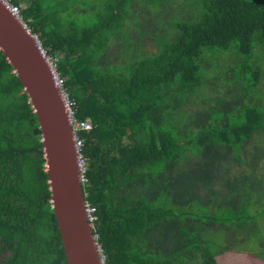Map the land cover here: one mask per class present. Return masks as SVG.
Segmentation results:
<instances>
[{
    "label": "trees",
    "instance_id": "16d2710c",
    "mask_svg": "<svg viewBox=\"0 0 264 264\" xmlns=\"http://www.w3.org/2000/svg\"><path fill=\"white\" fill-rule=\"evenodd\" d=\"M14 2L92 122L83 185L105 264H218L249 247L264 217V0ZM41 139L0 50V264H68Z\"/></svg>",
    "mask_w": 264,
    "mask_h": 264
},
{
    "label": "water",
    "instance_id": "95a60500",
    "mask_svg": "<svg viewBox=\"0 0 264 264\" xmlns=\"http://www.w3.org/2000/svg\"><path fill=\"white\" fill-rule=\"evenodd\" d=\"M0 50L29 95L40 124L51 202L68 264H104L86 208L72 124L54 64L33 34L0 1Z\"/></svg>",
    "mask_w": 264,
    "mask_h": 264
},
{
    "label": "built area",
    "instance_id": "2783aa9c",
    "mask_svg": "<svg viewBox=\"0 0 264 264\" xmlns=\"http://www.w3.org/2000/svg\"><path fill=\"white\" fill-rule=\"evenodd\" d=\"M4 6L16 17L18 18L22 24L32 32L30 25L28 24V21L25 19L23 13H22V9L21 7L16 4L14 2V0H0ZM33 37L37 40V43L39 45V47L44 50L46 52V50L44 49V47L42 46V42L40 39V34L39 33H33ZM48 55V54H47ZM49 56V55H48ZM49 58L51 59V61L53 62L52 58L49 56ZM54 64V62H53ZM54 76H55V80L56 83L58 84V86L61 89L63 98H64V103H65V108L66 111L68 113L70 122L72 124L73 127V131H74V138H75V146L78 152V157H79V163H80V167L82 170V182H86V177H85V172H86V159L82 154V146L84 143L83 138L80 135V131L81 130H87L90 129L92 127V122L90 119H86V120H78L75 116L76 114V107H75V102L70 98L68 91L64 85L65 80L64 78H62L59 73L56 71L55 65H54ZM86 208H87V214H88V218L90 223L93 225L94 221L97 219V214H96V208L94 206H92L87 200H86ZM101 255L102 258L104 260V264H105V257L102 254V250H101Z\"/></svg>",
    "mask_w": 264,
    "mask_h": 264
},
{
    "label": "rangeland",
    "instance_id": "374dc122",
    "mask_svg": "<svg viewBox=\"0 0 264 264\" xmlns=\"http://www.w3.org/2000/svg\"><path fill=\"white\" fill-rule=\"evenodd\" d=\"M143 35L146 46L152 49L153 46L150 43L151 36L147 28L143 29ZM248 230L254 237V241L250 246L245 250H231L228 251V253L226 252L224 255L219 256L221 262H224V264H228L227 262H230V264H253V259H255L257 263L264 264V217L252 221Z\"/></svg>",
    "mask_w": 264,
    "mask_h": 264
},
{
    "label": "crops",
    "instance_id": "0c3cea01",
    "mask_svg": "<svg viewBox=\"0 0 264 264\" xmlns=\"http://www.w3.org/2000/svg\"><path fill=\"white\" fill-rule=\"evenodd\" d=\"M236 251V250H235ZM233 252V251H232ZM227 253H228V251H227ZM235 253H237V252H235ZM238 253H240V252H238ZM225 254V253H224ZM224 254H222V255H224ZM219 256H221V255H219ZM219 256H218V264H224V262H221L220 260H219ZM228 264H230V262H227ZM253 264H259V263H257L256 262V260L255 259H253Z\"/></svg>",
    "mask_w": 264,
    "mask_h": 264
}]
</instances>
